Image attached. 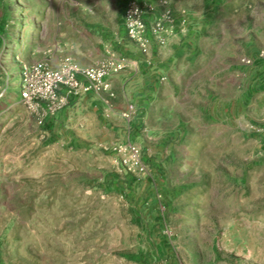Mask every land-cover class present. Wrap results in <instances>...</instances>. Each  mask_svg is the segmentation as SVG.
<instances>
[{
	"label": "rangeland",
	"instance_id": "1",
	"mask_svg": "<svg viewBox=\"0 0 264 264\" xmlns=\"http://www.w3.org/2000/svg\"><path fill=\"white\" fill-rule=\"evenodd\" d=\"M129 2L182 30L152 38L174 64L144 119L91 120L74 138L12 107L14 85L2 98L0 264H264V104L249 95L264 71V0H0V76L18 80L19 100L23 66L53 53L134 60ZM115 141L142 149L148 177L99 147Z\"/></svg>",
	"mask_w": 264,
	"mask_h": 264
},
{
	"label": "built area",
	"instance_id": "2",
	"mask_svg": "<svg viewBox=\"0 0 264 264\" xmlns=\"http://www.w3.org/2000/svg\"><path fill=\"white\" fill-rule=\"evenodd\" d=\"M123 20L129 38L139 44L144 54L150 53L152 38L160 45H165L168 38L182 31L170 13L150 25L147 11L140 2H129L126 5ZM258 58L264 61V50L259 52ZM243 63L251 66L255 59L244 58ZM135 64L134 60L111 49L106 50L101 62L91 66H81L72 56L61 57L56 63L44 59L25 64L21 73L22 104L30 110L37 124L43 127L69 106L71 98L80 99L89 94L106 93L105 104L112 107L116 94L111 79ZM135 114L136 110L130 107L122 116L132 121ZM99 147L104 152L117 155L124 170L137 180L150 175L142 160V149L137 144L115 141L101 143ZM164 235L170 237L172 232L165 229Z\"/></svg>",
	"mask_w": 264,
	"mask_h": 264
},
{
	"label": "crops",
	"instance_id": "3",
	"mask_svg": "<svg viewBox=\"0 0 264 264\" xmlns=\"http://www.w3.org/2000/svg\"><path fill=\"white\" fill-rule=\"evenodd\" d=\"M179 40H181L179 37L173 39L175 42ZM2 42L3 33L0 32V48L2 47ZM165 47L167 46H163L162 48ZM161 53L151 49L149 54H144L139 50V52L132 56L136 64L111 79L113 90L116 94V97L112 101V107L105 104L106 93L89 94L80 99L71 98L69 106L62 110L57 118L48 122L47 125H50L53 133H68L69 136L79 138L84 137L83 129L91 120H124L125 118L122 114L129 110L130 107L136 110L133 120L144 119L141 115L148 114L149 109L155 101V93L163 85L164 81L167 80L170 70L173 68L172 65L174 63L168 59L171 55L169 56L167 52L163 51ZM8 55H10V52ZM50 56L51 58L49 59L55 63L58 57H54V53ZM259 61L264 63L263 60ZM14 81L10 77L7 80H3V77L0 76V90H2L0 91V108H4L7 105L2 104V98L9 89L10 84L14 85L15 94L9 103L12 102V107H18L19 104H22L21 76L19 78V100L18 80ZM255 83L256 89L259 92L253 90L254 93H252L250 89L249 95L261 94V100H263L264 104V71L256 74ZM68 143L73 145L85 144L79 139L71 141L70 137Z\"/></svg>",
	"mask_w": 264,
	"mask_h": 264
}]
</instances>
